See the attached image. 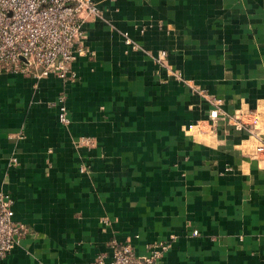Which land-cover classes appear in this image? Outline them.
I'll list each match as a JSON object with an SVG mask.
<instances>
[{"label": "crops", "instance_id": "crops-1", "mask_svg": "<svg viewBox=\"0 0 264 264\" xmlns=\"http://www.w3.org/2000/svg\"><path fill=\"white\" fill-rule=\"evenodd\" d=\"M94 1L72 78L0 72V264H264V0Z\"/></svg>", "mask_w": 264, "mask_h": 264}, {"label": "built area", "instance_id": "built-area-1", "mask_svg": "<svg viewBox=\"0 0 264 264\" xmlns=\"http://www.w3.org/2000/svg\"><path fill=\"white\" fill-rule=\"evenodd\" d=\"M97 14L94 0H0V72L72 78L71 64L85 54L81 25ZM58 111V122L67 125L64 106ZM221 116L213 102L208 122L213 123ZM235 126L241 127L236 123ZM255 156L264 158V145L257 148ZM24 233V226L12 219L11 200L0 195V261ZM110 247L108 257L99 255L92 264H157L160 253L166 250L165 245L159 244L140 258L133 254L128 243L111 242Z\"/></svg>", "mask_w": 264, "mask_h": 264}, {"label": "water", "instance_id": "water-1", "mask_svg": "<svg viewBox=\"0 0 264 264\" xmlns=\"http://www.w3.org/2000/svg\"><path fill=\"white\" fill-rule=\"evenodd\" d=\"M22 61H23L24 63H26L23 59H22Z\"/></svg>", "mask_w": 264, "mask_h": 264}]
</instances>
